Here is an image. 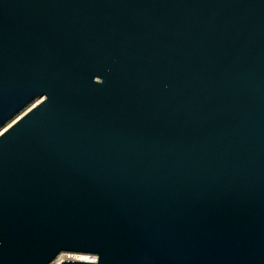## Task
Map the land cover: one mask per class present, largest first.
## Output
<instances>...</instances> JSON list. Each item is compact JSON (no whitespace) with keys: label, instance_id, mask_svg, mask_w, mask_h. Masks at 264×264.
<instances>
[{"label":"water","instance_id":"95a60500","mask_svg":"<svg viewBox=\"0 0 264 264\" xmlns=\"http://www.w3.org/2000/svg\"><path fill=\"white\" fill-rule=\"evenodd\" d=\"M264 264V0H0V264Z\"/></svg>","mask_w":264,"mask_h":264},{"label":"bare ground","instance_id":"6f19581e","mask_svg":"<svg viewBox=\"0 0 264 264\" xmlns=\"http://www.w3.org/2000/svg\"><path fill=\"white\" fill-rule=\"evenodd\" d=\"M63 258L65 259H75V260H80V261H85V262H90L95 260L93 257H89V256H84V255H64ZM82 259H86V260H82Z\"/></svg>","mask_w":264,"mask_h":264},{"label":"built area","instance_id":"2783aa9c","mask_svg":"<svg viewBox=\"0 0 264 264\" xmlns=\"http://www.w3.org/2000/svg\"><path fill=\"white\" fill-rule=\"evenodd\" d=\"M64 255L59 256L54 262H52L51 264H61L64 260H66V258H63Z\"/></svg>","mask_w":264,"mask_h":264},{"label":"rangeland","instance_id":"374dc122","mask_svg":"<svg viewBox=\"0 0 264 264\" xmlns=\"http://www.w3.org/2000/svg\"><path fill=\"white\" fill-rule=\"evenodd\" d=\"M82 260H86V259H82Z\"/></svg>","mask_w":264,"mask_h":264}]
</instances>
